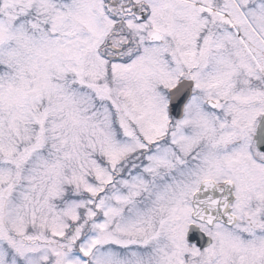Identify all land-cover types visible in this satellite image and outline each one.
<instances>
[{
	"label": "snow or ice",
	"instance_id": "6c2138e0",
	"mask_svg": "<svg viewBox=\"0 0 264 264\" xmlns=\"http://www.w3.org/2000/svg\"><path fill=\"white\" fill-rule=\"evenodd\" d=\"M0 264H264V0H0Z\"/></svg>",
	"mask_w": 264,
	"mask_h": 264
}]
</instances>
